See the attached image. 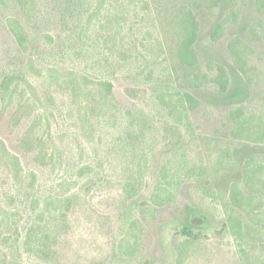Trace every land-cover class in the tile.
Instances as JSON below:
<instances>
[{"label":"rangeland","instance_id":"obj_1","mask_svg":"<svg viewBox=\"0 0 264 264\" xmlns=\"http://www.w3.org/2000/svg\"><path fill=\"white\" fill-rule=\"evenodd\" d=\"M211 4L0 0V264H264V1Z\"/></svg>","mask_w":264,"mask_h":264},{"label":"trees","instance_id":"obj_2","mask_svg":"<svg viewBox=\"0 0 264 264\" xmlns=\"http://www.w3.org/2000/svg\"><path fill=\"white\" fill-rule=\"evenodd\" d=\"M257 1L260 4L264 0H257ZM218 2L219 0H215V4H211V5H217ZM8 22H9L10 28L12 29L17 39L18 44L24 51H26L28 49V45H27L28 38H27V33L24 30L21 22L17 18H9ZM225 23H226L225 20L221 21L215 27L214 32H213V36L215 38H217L218 36L219 38L221 37V31H223V26ZM199 26L200 24L197 18L192 16V25L189 28V33L186 35V38L183 41V49L185 50L187 54L189 53L192 57L197 56L195 52V43L198 38ZM234 45H235V42H233L232 45L230 44V48L232 50L234 48ZM218 67H219V77L217 78V82L219 84V87L222 93H226L229 91L231 84H232L231 77L229 75V72L226 66L220 64ZM244 75L248 80L251 79V77L246 72L244 73ZM7 78H10V76H7ZM108 86L111 88L112 84L109 83ZM194 89L195 88H192L191 90L184 88L182 93L190 100H194L195 102L201 101L198 97L194 96L193 94L194 93L193 91L195 92L197 91V93L200 91V86H197L196 90ZM196 224L197 222L194 220L193 215L189 214L188 215V225L183 229V233L187 235H192L191 228Z\"/></svg>","mask_w":264,"mask_h":264}]
</instances>
